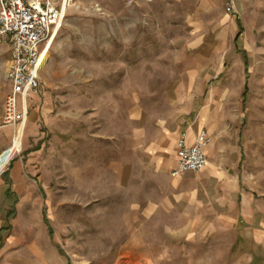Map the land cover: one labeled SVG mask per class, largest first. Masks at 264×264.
Returning <instances> with one entry per match:
<instances>
[{
  "label": "rangeland",
  "instance_id": "rangeland-1",
  "mask_svg": "<svg viewBox=\"0 0 264 264\" xmlns=\"http://www.w3.org/2000/svg\"><path fill=\"white\" fill-rule=\"evenodd\" d=\"M10 55L0 43V152L20 125ZM40 79L3 171L22 162L35 186L13 214L29 264H264V0H76ZM203 113L242 159L208 201L183 196L165 150Z\"/></svg>",
  "mask_w": 264,
  "mask_h": 264
},
{
  "label": "built area",
  "instance_id": "built-area-1",
  "mask_svg": "<svg viewBox=\"0 0 264 264\" xmlns=\"http://www.w3.org/2000/svg\"><path fill=\"white\" fill-rule=\"evenodd\" d=\"M153 1V0H145ZM76 0H0V43L10 45L7 79L11 92L5 105V123L25 124L28 98L40 93L44 54L56 38L68 10ZM184 135V134H183ZM210 139L201 131L188 146L184 136L178 143V166L174 175L197 171L207 163L205 147Z\"/></svg>",
  "mask_w": 264,
  "mask_h": 264
},
{
  "label": "crops",
  "instance_id": "crops-1",
  "mask_svg": "<svg viewBox=\"0 0 264 264\" xmlns=\"http://www.w3.org/2000/svg\"><path fill=\"white\" fill-rule=\"evenodd\" d=\"M236 38L237 33L234 38L235 43ZM207 116L203 113L199 119L183 122V126L178 124L171 126L169 145L165 149L171 154L170 174L174 178V185L182 187L183 196L186 194L185 197L189 199L201 201H208L214 192L221 191L224 186L236 184L235 169L240 166L242 161L238 136L227 138L217 134L213 127L207 128ZM201 131H205L210 139L209 144L205 147L207 163L200 170L174 175L172 172L178 166L179 160V140L184 136L186 145L192 146L196 143L197 136ZM0 186L2 187L0 204L5 206L4 218H0V238L3 237L4 240H0V264H29L30 261L24 257L22 248H19V237L16 234L23 227L19 225L17 218H13V214L15 212L19 214L20 210L25 208L24 205L34 198L32 194H35V186L32 180L24 174L22 162L11 165L9 170L2 174ZM38 188L40 190L39 184ZM13 202L15 203L13 204ZM9 219H11V223L8 225L5 221ZM11 224L13 228L10 227Z\"/></svg>",
  "mask_w": 264,
  "mask_h": 264
},
{
  "label": "bare ground",
  "instance_id": "bare-ground-1",
  "mask_svg": "<svg viewBox=\"0 0 264 264\" xmlns=\"http://www.w3.org/2000/svg\"><path fill=\"white\" fill-rule=\"evenodd\" d=\"M48 51H46L44 54L45 63H46L47 58H48ZM24 131H25V125L23 123H21L19 125V128L17 129V133H16L12 143L0 152V175L7 168L11 159L18 152H20L22 150Z\"/></svg>",
  "mask_w": 264,
  "mask_h": 264
},
{
  "label": "trees",
  "instance_id": "trees-1",
  "mask_svg": "<svg viewBox=\"0 0 264 264\" xmlns=\"http://www.w3.org/2000/svg\"><path fill=\"white\" fill-rule=\"evenodd\" d=\"M238 24H239L240 30H239L238 35H237V41H239V37L243 32V26H242L240 20L238 21ZM242 53H243V58H244L245 64L248 65V56L246 54V51L243 50ZM247 95H248V88H246V90L244 92V100H246ZM39 187H40V190L44 193V189L40 184H39ZM51 233H52V230H51Z\"/></svg>",
  "mask_w": 264,
  "mask_h": 264
}]
</instances>
